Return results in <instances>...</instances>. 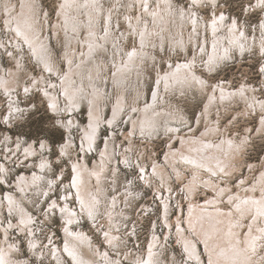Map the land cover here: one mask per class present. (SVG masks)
<instances>
[{
    "label": "rangeland",
    "instance_id": "1",
    "mask_svg": "<svg viewBox=\"0 0 264 264\" xmlns=\"http://www.w3.org/2000/svg\"><path fill=\"white\" fill-rule=\"evenodd\" d=\"M0 1V78L3 71L11 67L21 71L18 77L20 85L10 91L13 95L0 85L2 247L5 244L7 247V243L8 247L12 244L14 258L25 261V264H73L66 250L63 229L65 219L61 211L52 205L53 201L62 205L68 201L73 209L80 212V219L74 223L76 231L82 229L95 245L109 251L114 258L121 257L123 261L119 264H137V261L127 257L142 258L149 249L153 235L159 240L160 250H163L161 258H164L166 264H200L190 261L185 248L177 239V227L173 233H168L169 228L165 222L166 219L175 222L183 214L186 218L189 200L204 202L213 192L201 185L195 187V192L192 193L188 189V182L193 177L192 171L186 169L180 161L179 169L185 174L180 177L168 166L165 157L169 147L181 148L175 134L199 137L211 127L216 130L215 140L226 137V140L229 138L237 144L238 150L231 160L237 168L234 173L226 175L233 192L240 193L239 183L242 179L249 177L248 185L259 181L264 172V119L261 117L264 116V110L257 103V100H264V71H261L264 68V7H257V0H198L195 6L192 0H171V9L168 11L170 21H163V25L157 26L153 17L143 13L145 6L139 4L138 0H99V5L103 4L104 14L108 9L114 13L110 25L106 20H101L102 15L97 21L100 31L108 36L106 48L94 55L90 67L78 75L81 79L75 77L88 93L93 92V85L102 88V118L98 130L92 132L91 125L97 120L92 124L90 98L86 94L79 97L80 102L76 107L69 97H66L65 104V96L59 91L62 105L57 112L50 107L51 101L41 90L40 83L33 79V75L39 79L45 75L48 83L53 81L59 85L62 72L67 71L65 57L73 42L68 37L67 43L65 29L60 28L57 33L54 30L56 22L62 20L60 9L64 0H32V9L41 21L38 23L42 29L40 36L44 35V39H47L45 56L53 58L60 66V76L48 73L25 38L15 27H8L5 0ZM115 1L117 5L120 4L116 6ZM88 2L92 0H82L85 9ZM158 3L159 0H152L151 9ZM87 12L85 10L79 17L87 19ZM141 12L144 21H147L143 30L149 33L146 43H141L142 29L135 28L128 18L131 13L140 21ZM221 14L224 15L223 20L220 19ZM156 26L158 30L154 33L152 28ZM232 28L244 41L243 45L233 38ZM89 31V26H86L79 31H70L69 34L76 36L80 43L81 38L86 39ZM213 42L217 52L215 59L211 57ZM135 49H146L148 53L139 58L133 68L131 66V73L116 77L115 70L122 62L126 63L127 55ZM191 59L194 60L193 68L206 80V86L202 87L195 82L185 87L175 82H172L174 87L163 84L159 88L158 97L154 99L163 74L172 69L177 71L179 63L191 62ZM92 67L96 72L90 71ZM23 85L27 86V92ZM221 86L237 91L245 86L248 99L241 98L238 93L231 98H224L217 89ZM214 90L218 92V101L212 97ZM121 96L125 104L114 120L118 103H121L118 97ZM252 99H256L253 104ZM153 100V105L163 116L156 128L152 130L149 127L141 133L139 128L133 127L132 117L139 118L134 107L151 105ZM169 116L178 120L173 122L180 127L177 133L175 129L167 130L165 127ZM86 129L91 130L89 134H95V142H91L93 144H90L91 139L86 138ZM68 138L73 143L63 152V146L69 144ZM108 141L110 145H107ZM31 145H36L41 152L38 155L32 154L29 151ZM104 150L110 156V163L106 172L107 180L98 195L103 203L108 201L107 205H110L114 197L123 200L119 207L121 212L117 216L120 228L118 232L121 235L119 238L123 239L120 249L107 243L103 225L97 226L91 216L82 215L80 200L76 196H70L72 191L69 184L75 181L76 172L73 162L80 159L81 163L86 161L87 165L94 166L96 160H101ZM45 157L50 163L45 169H40L38 164ZM154 161L166 166L168 173H155ZM143 165L146 166L147 178H144L141 171ZM3 166L5 169H2ZM37 171H42L46 176L42 189L33 186L22 191L16 185L23 174L33 176ZM8 191L19 197L26 214L33 217L28 222L27 232L20 228V214L9 209L11 203L5 196ZM3 196L7 203L3 201ZM233 199L236 201L237 196ZM165 200L168 202L167 206L164 204ZM225 204L229 206L227 202ZM102 209L98 215L101 218L98 224L107 217V208L102 205ZM250 222L251 220L246 221L241 226L240 232L244 235L248 233L247 226L251 225ZM3 228L8 229V236ZM184 228L188 236L195 239L196 251L202 256L203 262L210 264L204 241L195 233L192 235L187 223ZM33 240L38 242L37 245L31 244ZM56 246L62 248L66 256L65 262L58 261L54 256ZM259 253L264 255V247Z\"/></svg>",
    "mask_w": 264,
    "mask_h": 264
},
{
    "label": "bare ground",
    "instance_id": "2",
    "mask_svg": "<svg viewBox=\"0 0 264 264\" xmlns=\"http://www.w3.org/2000/svg\"><path fill=\"white\" fill-rule=\"evenodd\" d=\"M33 1L19 0L17 2H13L12 0H9L8 2V0H5L8 27H15L17 32L25 38V41H27L30 45V48L34 51L38 59L41 60L42 65H44L48 73H54L60 76V66L53 58L49 59L45 56L48 47L47 39H44V35L40 36L42 29L38 26V23H41V21H39L37 14H35L36 12L32 9L34 3ZM151 1L152 0H138L139 4H142L143 7L145 6L143 13L153 17L157 26L163 25V21H170L168 11L171 9V0H159L158 5L153 9H151ZM98 2L99 0H97L96 3L95 0L88 2L86 6L87 9H85L82 0H64V4L61 5L60 19L62 20L60 22H56L54 30L55 33H57L60 28L65 29L68 35L67 43L68 37L70 41L73 42V45L69 49V53L65 57L68 67L67 71H63V75L60 76L62 77L61 84L57 85V82L54 83L53 81L48 83L45 75L40 79L38 76L33 75V79L37 83H40L41 90L44 94L47 93L45 96L51 101V105H55V110H57V112L61 109L62 105L59 91H61L63 96H65V104L66 97H69L71 102H74L73 104L76 105V107L80 102L79 97L86 94L88 98H90L92 124L95 120H97L95 124L91 125L92 132L98 130V125L102 118V88L93 85V87H95L93 92L88 93V91L84 89L83 85L75 79V77L80 78L78 75L81 74L83 70L90 67V64L94 60V55L101 49L105 50L106 48L105 43L108 36L104 35L103 32L100 31L97 21L99 20L100 15H102L101 20H106L110 25V21L114 13L111 9H108L105 13V18L103 4L101 3V5H99ZM115 5L118 6L117 2ZM85 10H88L86 14V16H88L87 19H85L86 21L79 17L81 14H84ZM71 12H74L77 16H75V14L73 15ZM143 13L141 12L140 21L138 17L131 13L128 14V18L130 23H132L135 28L140 27L142 29L141 43H146L149 33L148 31L143 30L147 23L146 20L144 21ZM221 15L224 17L223 14ZM42 23H44V21ZM86 26H89L90 31L88 32L86 39L81 38L80 43L76 36L69 34L70 31H79ZM157 26L152 28V30L154 29L152 32H157ZM231 33L233 38L238 40V43L241 45L244 44V41L239 38L240 35L235 33L234 28H232ZM215 49L216 45L213 42L211 54L213 59H215L217 55ZM225 51H227V49ZM146 53H148L146 49H135L131 55H127L126 63L122 62V64L115 70L116 77L131 73L134 63H137L139 58L144 57ZM193 59H191V62L189 60V62H184L182 64L179 63L177 67L178 70L176 69L177 71L172 69L171 72L168 71L169 73L167 72L165 75L163 74L164 77L161 78V84L154 94V99L158 97L159 88L163 86V84H165L166 87H174L172 82H175L176 84L185 87L186 85L195 82L196 84H200L202 87L206 86V80H204L196 72L195 68H193ZM90 71L96 72V69L92 67ZM3 72L4 73L0 78V85L6 87L7 91L10 93L13 88H17V86L20 85L18 77L21 71L16 67H11ZM177 80H180V82H177ZM23 86L27 88L26 85ZM217 89L220 95L224 98H231L238 93L237 95L241 98L246 97L248 99L246 92L247 88L245 86L240 88L238 91L235 89L228 90L223 86L217 87ZM12 93L10 94L13 95ZM217 94L218 92L215 90L212 92V97L216 98L218 101ZM120 100L121 103H118V109H115L116 113L114 114V120L121 113L125 104L122 96L120 98L118 97V101ZM255 100L256 99H252L251 104H253ZM257 103L259 104V107L264 110V100H257ZM153 104L154 100L151 105L147 104L146 106L139 108L134 107V110L136 111L135 114L139 113V118L133 119L134 117H132L133 127L139 128L141 133L145 132L149 127H151L152 130L156 128L155 126L158 122H160V119L163 116L162 112L157 110ZM169 117L170 118H168L165 122V127L167 130L175 129L177 133L180 127L178 128L175 126L176 124L173 122L178 120L176 117ZM261 117L264 119V116ZM61 122L65 125L64 120ZM90 132L91 130L86 129L85 135L86 138L91 139V141L89 140L90 144H93L91 142H95V134H89ZM215 134L216 130L211 129V127L199 137L198 135H181L178 133L175 135L179 138L178 141L181 143V148H174V146L168 148V153L165 157L168 166L174 169L180 177H184L185 174L181 168L179 169L178 162L181 161L180 164H183V166L185 165L186 169H190L192 171L193 177L188 182V189L192 190V193L195 192V187H200L201 185L213 192L212 195L208 196L204 202L189 200V210L188 213L186 212V218L185 214H183V217L178 218L175 222L166 219L165 223L169 228L168 233H173L177 227V231L175 232L177 239L185 248L191 259L190 261H197L200 264H206V262H203L202 256L198 254V250L196 251L197 248L195 246V239L190 237V235L188 236L185 231L184 225L186 223L191 229L192 235L195 233L204 241L207 251L209 252L211 264H264V255L259 253L260 249L264 247V172H261L262 176L259 181H255L252 185H248L249 183L247 179H249V177L247 179H242L241 183H239V187L241 188L240 193L235 194L232 190L231 184L228 183L226 175L234 173L237 168L234 167L235 165L231 161L232 157H235L236 151L238 150L237 144L229 138L226 140V137L221 140H215ZM68 143L69 144L63 146V152H66L67 149L70 148V144L73 143V140L68 138ZM109 143L110 141H108L107 145L111 144ZM29 151L34 155H38L41 152L38 150L36 145H31L29 147ZM102 154L101 160H96L94 166L87 165L86 161L81 163L80 159L78 162H73L76 172L75 181L69 184V186L71 185L70 187L72 191L70 196H76L80 200V211L82 215L91 216L93 222L96 221L97 226L103 225L105 230H103V232L107 237V243H111L109 245L114 244L120 249L122 247L123 239L119 238L120 231L118 232V229L120 228L117 216H119V212H121L119 207L122 206L123 200L120 197H114L111 200L110 205H107L106 203H108V201H104L103 203L102 199L98 195L102 192V185L107 180L106 172L109 169L110 163V156L107 155L106 150H104ZM49 163V159L45 157L41 159L38 166L40 169H45V166ZM3 168L5 169V166H3L2 169ZM153 169L154 172L158 174L168 173V168L159 164L158 161H154ZM141 170L144 173V178H147L146 166H141ZM214 175H217V177H214ZM44 178L46 179V176L42 174V171L35 172L33 176L23 174L22 178H19V182L17 183L16 181V185L22 191L32 188L33 186L42 189ZM97 187L99 189H97ZM74 191H76V194ZM226 192H228V194H225ZM5 196L8 199L7 201L11 203V208L9 207V209H14L16 213L20 214L22 219L20 228L23 231H26L28 228V222L32 221L33 217L26 214L23 209V205L21 204L22 201L16 194L8 191ZM236 196L237 199L235 201L233 198ZM4 199L5 197L3 196V201ZM225 201L229 204V206L225 204ZM6 203L3 204L5 205ZM167 203V200H165L164 204L166 206ZM52 205L61 211L62 217L65 219L63 229L65 231L67 242L66 250L70 254L73 264H119L123 261L121 257L114 258L109 251L106 249L103 250L98 245H95L93 241L90 240V236L82 229L78 232L76 231L77 228H74V223L80 219V212L73 209L68 201L65 202V205H62L57 201H53ZM102 205L107 208V217H105L103 221H100L98 224V220L101 219L100 216H98L100 214V209L101 211L103 210ZM53 206L50 207L53 208ZM250 220L251 225L248 224L247 226L248 233L244 235L240 232L241 226L244 225L246 221ZM3 231H5L4 233L8 236V229L3 228ZM3 242H0V248L2 247ZM37 243L38 242L33 240L31 244L35 246ZM162 251L163 250H160L157 236L153 235L149 244V249L142 258L139 257L133 259L132 257H127V259H132L135 262L137 261V264H166L164 258H161ZM53 252L58 261L65 262L66 256L63 254L62 248L56 246ZM118 252L122 253L121 251ZM14 255L15 252L12 244L8 247L7 243V247L5 244L0 249V260L3 261V264H25V261L14 258Z\"/></svg>",
    "mask_w": 264,
    "mask_h": 264
},
{
    "label": "snow or ice",
    "instance_id": "3",
    "mask_svg": "<svg viewBox=\"0 0 264 264\" xmlns=\"http://www.w3.org/2000/svg\"><path fill=\"white\" fill-rule=\"evenodd\" d=\"M213 2H215V0H213ZM197 3H198V0H192V4H193V6H195ZM256 6H257V7H264V0H257V4H256ZM220 19L223 20L224 17L221 16ZM262 27H264V25H262ZM130 55H131V54H130ZM49 71H50V69H49ZM261 71H264V68H262ZM27 91H28V89H25V92H27ZM45 95H47V93H45ZM50 107H51L53 110H55V105H54V104L50 105ZM262 122H264V121H262ZM41 147H43V145H41ZM141 171H142V170H141ZM0 264H3V261H2V260H0ZM210 264H211V262H210Z\"/></svg>",
    "mask_w": 264,
    "mask_h": 264
}]
</instances>
